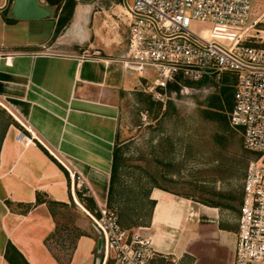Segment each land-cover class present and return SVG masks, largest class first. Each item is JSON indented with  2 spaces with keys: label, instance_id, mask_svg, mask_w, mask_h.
Wrapping results in <instances>:
<instances>
[{
  "label": "crops",
  "instance_id": "0c3cea01",
  "mask_svg": "<svg viewBox=\"0 0 264 264\" xmlns=\"http://www.w3.org/2000/svg\"><path fill=\"white\" fill-rule=\"evenodd\" d=\"M38 1L50 17L12 18L14 0H0V264H11L9 242L29 264H61L46 243L57 229L54 206L81 205L79 193L92 197L97 209L108 206L120 91L139 77L119 60L130 36L124 0H76L59 33L61 9L53 0ZM70 170L82 175L87 194ZM151 199L155 205L142 229L156 252L182 256V264L184 257H195V264L233 263L240 208L232 219L219 204L159 187ZM99 238L92 224L68 264H101Z\"/></svg>",
  "mask_w": 264,
  "mask_h": 264
},
{
  "label": "built area",
  "instance_id": "2783aa9c",
  "mask_svg": "<svg viewBox=\"0 0 264 264\" xmlns=\"http://www.w3.org/2000/svg\"><path fill=\"white\" fill-rule=\"evenodd\" d=\"M124 1L130 19L124 65L152 76L150 91L168 95L171 83L185 81L217 87L234 76L228 120L252 159L232 264H264V0ZM70 174L87 194L82 175ZM85 211L102 236L101 264H182V256L156 252L142 227H123L116 209Z\"/></svg>",
  "mask_w": 264,
  "mask_h": 264
},
{
  "label": "rangeland",
  "instance_id": "374dc122",
  "mask_svg": "<svg viewBox=\"0 0 264 264\" xmlns=\"http://www.w3.org/2000/svg\"><path fill=\"white\" fill-rule=\"evenodd\" d=\"M86 1L92 4L96 0ZM97 8L95 5L92 10ZM122 57L119 60L124 65ZM139 77L132 88L120 91L111 208L117 210L121 225L129 229L148 225L155 187L206 205L219 204L235 219L252 155L243 148L242 133L230 126L228 109L211 107L220 86L181 82L180 90L168 89V95H159L164 91L158 89L155 94L149 89L152 76ZM81 205L73 201L53 209L58 230L50 243L64 263L80 235L92 229L93 221ZM184 260L195 264L196 258Z\"/></svg>",
  "mask_w": 264,
  "mask_h": 264
},
{
  "label": "trees",
  "instance_id": "16d2710c",
  "mask_svg": "<svg viewBox=\"0 0 264 264\" xmlns=\"http://www.w3.org/2000/svg\"><path fill=\"white\" fill-rule=\"evenodd\" d=\"M52 1V0H51ZM63 0H53L51 3L57 4V12L59 9H61V12L58 17L57 25H56V33H59L71 20L74 12V8L76 5V0H65L64 5L61 6V3ZM5 15H8V11L6 10ZM9 19V18H8ZM11 20V19H9ZM234 76L233 75H225L222 81V84L220 85V92L216 96L213 97V101L211 103V107L216 109H223L226 107L228 109V112L232 109L234 105V94H235V87H234ZM186 85H201L200 83H194L191 81H185ZM168 89H176L180 90V85L178 83H171L169 85ZM209 113V111H207ZM216 116H221L219 112H211ZM208 117H213L210 114H207ZM117 158H118V150L117 146L115 148V154H114V164H113V171H112V179H111V187H110V193H109V204L108 207H111V201H112V195L114 192V179L116 175L117 170ZM79 197L81 199V202L84 204V206L91 212H96L97 206L92 197H83L81 193H79ZM153 205H155V200L151 201ZM58 227L51 234V236L47 239L46 243L51 252L54 254V256L59 260L61 264H68L69 259L71 258V255L69 256L68 262L64 263L60 259V257L54 252L50 239L55 236L57 233ZM75 248V245H74ZM72 254V253H71ZM5 258L11 263V264H29V262L25 259V257L22 255V253L18 250V248L12 243L9 242L6 251H5Z\"/></svg>",
  "mask_w": 264,
  "mask_h": 264
},
{
  "label": "water",
  "instance_id": "95a60500",
  "mask_svg": "<svg viewBox=\"0 0 264 264\" xmlns=\"http://www.w3.org/2000/svg\"><path fill=\"white\" fill-rule=\"evenodd\" d=\"M9 2V0H8ZM51 10L42 5L38 0H14L11 8V17L20 20H39L50 17ZM102 236L99 238L98 253L102 252ZM101 262V257L98 258Z\"/></svg>",
  "mask_w": 264,
  "mask_h": 264
}]
</instances>
